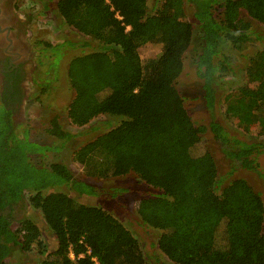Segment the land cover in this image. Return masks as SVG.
Segmentation results:
<instances>
[{
  "label": "trees",
  "instance_id": "trees-1",
  "mask_svg": "<svg viewBox=\"0 0 264 264\" xmlns=\"http://www.w3.org/2000/svg\"><path fill=\"white\" fill-rule=\"evenodd\" d=\"M158 1L150 8L148 0H58L56 14L78 40L42 45V51L54 59L66 48L83 51L92 45L68 64L74 97L67 118L77 127L101 115L117 117L119 124L75 150L74 161L89 178L134 174L153 189L138 200L136 214L142 225L160 233L157 249L164 260L147 255L112 212L86 204L102 193L75 179L63 164L37 162L45 153L34 146L28 150L29 143H36L16 136L12 113L0 104V264H10L13 253L34 249L44 258L39 264H95L94 258L98 264H264L262 198L241 177L222 187L211 154H193L206 130L193 122L176 88L196 26L200 53L195 70L203 82L205 109L215 110L216 86H230L224 118L236 121L245 133L250 124L259 129L260 139L244 141L211 126L232 163L228 175L236 169L258 173V158L264 154V48L239 69L236 57L226 51L243 56L246 45L264 42L242 15L264 25V0ZM185 2L193 6L191 22L185 19ZM148 43L162 49L147 62L145 73L139 49ZM227 77L233 79L225 82ZM19 83L15 79L9 87L14 98ZM47 133L62 146L72 140L56 117ZM45 146L50 148L46 154L56 150ZM23 205L41 213L44 229L31 218L16 219Z\"/></svg>",
  "mask_w": 264,
  "mask_h": 264
},
{
  "label": "rangeland",
  "instance_id": "rangeland-1",
  "mask_svg": "<svg viewBox=\"0 0 264 264\" xmlns=\"http://www.w3.org/2000/svg\"><path fill=\"white\" fill-rule=\"evenodd\" d=\"M58 0H18L17 14L21 17V25H24L23 31L19 34L21 37L18 46H22L24 53L20 59L23 63L24 76L20 78L18 89L20 94L17 101L10 102L6 90L3 87V80L0 76V104L11 111V118L14 125V132L20 139L25 136L29 141L27 148L31 151V146L38 149V153H45V157L37 159L42 164L60 163L66 166L72 176L82 182L88 183L98 193L99 197L87 198L86 204L101 206L112 212L117 218L121 219L124 225L139 240L141 246L147 255H156L163 259L157 249V241L160 233L154 229L147 228L141 224L136 214L138 200L147 193H153V189L140 182L134 174H128L123 177L109 179H92L85 175L82 167L74 161L73 152L81 148L86 143L96 139L110 129L119 124V118L109 115H101L95 118L84 127H77L70 123L67 118V107L74 97V91L69 85L67 79V68L70 60L81 55L83 52L91 51L92 45L83 51L77 46L69 47L63 50L62 55L54 59L47 58V51H42L44 46H56L65 41L76 42L77 34L67 28L62 20L56 14V3ZM162 0L158 1L160 5ZM149 7L154 4V0H148ZM185 19L193 21V6L185 2ZM244 18L252 24L255 32L264 35V25L250 19L244 11ZM193 43L183 55V70L176 80V88L185 97L184 107L188 111L193 122L198 126H203L205 132L201 135L200 143L192 150L193 154H201L208 151L213 157L218 176L223 177L222 187L227 185L229 180L241 177L248 181L252 188L259 192L264 203V154L258 158L259 172H249L243 169H236L233 174H229L232 163L225 158L221 146L214 140L211 134V126L218 125L224 129L229 138L250 141L260 139L258 135L257 124L247 126V133L237 125L236 121H227L224 118V98L233 89L230 86H216V107L209 113L205 109L203 101L202 80L196 75L195 61L199 55V31L196 26L193 27ZM24 35H26L24 37ZM23 45L28 48L24 50ZM242 51L243 56H238L235 50H227L226 53L233 54L236 57L234 66L244 68L249 55L256 50L264 48V42L254 41L246 45ZM162 46L157 43H148L139 49V55L142 60L144 72L147 73V62L156 58L161 52ZM62 56V57H61ZM50 61V62H49ZM232 77L225 78L229 82ZM244 82V81H243ZM236 88V87H235ZM234 88V89H235ZM57 118L63 129L72 135V140L65 146L61 141L50 137L47 130L53 118ZM215 123V124H214ZM39 143V144H38ZM50 145L56 150L50 151ZM37 146V147H36ZM62 146V147H61ZM43 158V159H42ZM27 193V192H26ZM25 193V195H26ZM110 195V197H109ZM113 199V200H112ZM102 203L98 205L97 203ZM16 219H33L42 229L45 222L39 211L31 209L28 205H23L16 210ZM223 228V227H222ZM222 228L219 235L222 234ZM12 229H17V224L12 225ZM45 235H42V240ZM49 249L53 248L52 240L46 241ZM217 243L223 245V238L218 236ZM50 244V245H49ZM43 256L38 255L36 249L28 254L16 252L10 255L8 262L10 264H39Z\"/></svg>",
  "mask_w": 264,
  "mask_h": 264
},
{
  "label": "flooded vegetation",
  "instance_id": "flooded-vegetation-1",
  "mask_svg": "<svg viewBox=\"0 0 264 264\" xmlns=\"http://www.w3.org/2000/svg\"><path fill=\"white\" fill-rule=\"evenodd\" d=\"M17 2L0 0V76L10 102L17 101V98H14L13 89L9 91V87L13 80L24 76L23 63L20 61L24 53L22 46H18L19 40L21 44L19 34L24 25H21V17L17 14ZM23 48L25 50L28 46L23 45Z\"/></svg>",
  "mask_w": 264,
  "mask_h": 264
},
{
  "label": "built area",
  "instance_id": "built-area-1",
  "mask_svg": "<svg viewBox=\"0 0 264 264\" xmlns=\"http://www.w3.org/2000/svg\"><path fill=\"white\" fill-rule=\"evenodd\" d=\"M69 257L71 258V259H73L74 258V256H73V254L72 253H70L69 254ZM93 260V262H95V264H98L97 263V260L94 258V259H92Z\"/></svg>",
  "mask_w": 264,
  "mask_h": 264
}]
</instances>
